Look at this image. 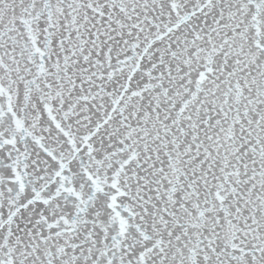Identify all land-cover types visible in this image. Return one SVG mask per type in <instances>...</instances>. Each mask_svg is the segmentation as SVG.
Instances as JSON below:
<instances>
[{"label":"snow or ice","instance_id":"obj_1","mask_svg":"<svg viewBox=\"0 0 264 264\" xmlns=\"http://www.w3.org/2000/svg\"><path fill=\"white\" fill-rule=\"evenodd\" d=\"M0 264H264V0H0Z\"/></svg>","mask_w":264,"mask_h":264}]
</instances>
